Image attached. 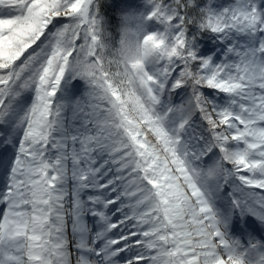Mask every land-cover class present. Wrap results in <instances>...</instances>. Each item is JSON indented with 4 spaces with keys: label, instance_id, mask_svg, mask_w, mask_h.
I'll use <instances>...</instances> for the list:
<instances>
[{
    "label": "snow or ice",
    "instance_id": "snow-or-ice-1",
    "mask_svg": "<svg viewBox=\"0 0 264 264\" xmlns=\"http://www.w3.org/2000/svg\"><path fill=\"white\" fill-rule=\"evenodd\" d=\"M0 264H264V0H0Z\"/></svg>",
    "mask_w": 264,
    "mask_h": 264
}]
</instances>
